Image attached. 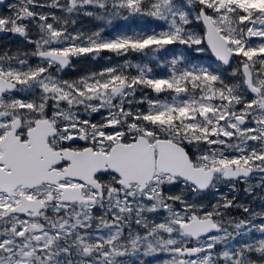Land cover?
Instances as JSON below:
<instances>
[{
	"label": "snow or ice",
	"instance_id": "snow-or-ice-1",
	"mask_svg": "<svg viewBox=\"0 0 264 264\" xmlns=\"http://www.w3.org/2000/svg\"><path fill=\"white\" fill-rule=\"evenodd\" d=\"M9 9L0 31L27 39L34 25L39 62L0 55V264H145L155 254L166 255L161 264H264V195L259 212L226 193L197 199L236 182L264 191V0H16ZM81 11L163 24L111 37L69 31ZM104 51L151 53L167 74L126 60L60 78L73 57ZM234 207L248 217L226 219ZM161 211V222L148 219Z\"/></svg>",
	"mask_w": 264,
	"mask_h": 264
},
{
	"label": "rangeland",
	"instance_id": "rangeland-1",
	"mask_svg": "<svg viewBox=\"0 0 264 264\" xmlns=\"http://www.w3.org/2000/svg\"><path fill=\"white\" fill-rule=\"evenodd\" d=\"M41 2H43V0H41ZM47 2L51 3V0H47ZM15 3H16V0H15ZM10 4H13V2H11ZM9 5H7L3 9H0V15H8L9 14V12H10ZM88 10L92 11L93 9L91 7H89ZM36 11L37 12H41V11L47 12L48 9L47 8H44V9L37 8ZM55 14L57 16H61V15L67 16V13H63V14L62 13L61 14L55 13ZM126 15H127V13H126ZM71 18L76 21V23L74 25H72V24L69 25V31H73V32L76 30H79V31H82L85 33H91V32H94V31L102 28V29H104V31H103V34H104V32H106V30L108 28L112 27L115 22H118V21H116L118 17H109V19H111L112 22H111V24H108L106 20H98L92 16H86L83 14L82 11L78 14V16H72ZM132 18L137 19L138 21H140V23H142V22H144V20H146V18L129 17L128 19H124L122 23H125V22H127V20L132 19ZM78 20H81L83 22L78 24L77 23ZM160 24H163V22L160 21ZM128 29L130 30L131 28L129 27ZM145 29H146V27L140 28V30H145ZM17 35H20V34H17ZM185 193L187 195H189V192H185Z\"/></svg>",
	"mask_w": 264,
	"mask_h": 264
},
{
	"label": "flooded vegetation",
	"instance_id": "flooded-vegetation-1",
	"mask_svg": "<svg viewBox=\"0 0 264 264\" xmlns=\"http://www.w3.org/2000/svg\"><path fill=\"white\" fill-rule=\"evenodd\" d=\"M88 118L92 119V117H91L90 115H89ZM81 143H83V142H81ZM242 183H243V182H242ZM250 183L257 184V183H258V180H257V179H253V180L250 181ZM243 184H244V183H243ZM243 190L245 191V189H243ZM252 201H254V200H249V199L243 197V198H241L240 205L247 207V206L250 204L251 206H253V202H252ZM255 201H256L257 203H258V202H261V200L258 199V198H257ZM95 214H97V212H96ZM227 214H228V216H227ZM227 214H226V219H227L229 216H231L232 218H235V219H237V220H238V219H242V218H247V217H248V216H245V215H248V214L245 213V212H243V211L241 210V208H236V209H234L233 211H228ZM230 230H231V229H230Z\"/></svg>",
	"mask_w": 264,
	"mask_h": 264
}]
</instances>
